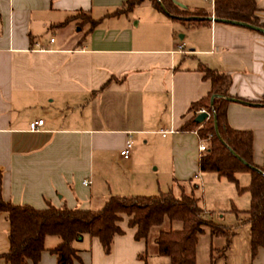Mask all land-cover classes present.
Wrapping results in <instances>:
<instances>
[{
    "label": "crops",
    "instance_id": "crops-1",
    "mask_svg": "<svg viewBox=\"0 0 264 264\" xmlns=\"http://www.w3.org/2000/svg\"><path fill=\"white\" fill-rule=\"evenodd\" d=\"M125 1L0 0V178L5 202L36 210L98 211L112 196L155 191L154 182L160 187L166 173L159 174L158 166L154 178L138 172L135 164L156 137H169L176 158L171 186L190 194L192 186L198 189L194 179L205 173L199 170L197 134L180 129L191 118L192 104L211 90L198 68L230 76L231 98L262 102L263 33L221 22L181 23L148 0L116 14ZM173 1L181 9L214 17V0ZM255 2V16L264 27V0ZM91 21L99 23L91 29ZM141 25L152 34L136 35L133 29ZM226 118L232 129L252 134L253 163L262 167L264 107L230 102ZM36 120L44 125L30 132L29 124ZM160 132L168 133L162 137ZM127 140L132 149L125 160ZM121 218L123 235L114 237L109 255L97 238L83 236L73 243L72 264H150L152 257L155 264H169L155 244L165 224L150 230L156 231L151 251L148 238L136 241L129 218ZM9 230L7 214L0 212V264H9L2 258L10 248ZM222 239L210 235V243L219 247L209 253L208 264L213 253L226 258ZM60 243L59 237L47 236L37 264H58L50 250ZM252 264H264V248Z\"/></svg>",
    "mask_w": 264,
    "mask_h": 264
},
{
    "label": "trees",
    "instance_id": "trees-1",
    "mask_svg": "<svg viewBox=\"0 0 264 264\" xmlns=\"http://www.w3.org/2000/svg\"><path fill=\"white\" fill-rule=\"evenodd\" d=\"M146 0H126L125 8L116 14L131 12ZM158 12H163L170 19L181 23H209L208 14L204 11H189L178 7L173 0H148ZM255 0H214L213 15L218 20L236 21L255 27L259 24L255 13ZM99 22L91 21V29ZM203 79L211 84L209 95L195 104L193 108L204 107L211 117L202 125H197L190 118L180 129L181 132L196 131L199 138L211 135L209 149L200 155L198 165L202 173H215L237 184L238 173L250 174V185L241 190L250 194V208L246 212L250 226V256L255 258L259 249L264 248V165L257 167L253 163V138L248 131L232 129L227 122L226 108L231 98L229 89L230 76L203 66L198 68ZM215 96L211 104V98ZM235 99V98H233ZM235 102L264 107V98L260 103L235 99ZM216 119L218 134L214 127ZM192 192L186 194L183 189L178 197L172 191L157 196L110 197L98 211L56 208L49 206L46 210H36L27 205H14L5 202L1 195L0 178V212L7 214L10 225V248L4 258L9 264H25L30 261L37 264L45 251L44 240L47 236L59 237L61 243L50 250L58 256V264H72L76 258L73 243L88 236L97 238L105 255L111 252L114 237L123 235L118 226L122 215L129 218L128 227L136 229L134 239L146 240L150 230L163 227L155 238L158 255L167 257L169 264H196V246L198 236L203 228L210 230L212 237L229 238L224 227L203 219V210L199 200ZM180 226V227H176ZM143 256H140V258ZM211 263L213 256H210Z\"/></svg>",
    "mask_w": 264,
    "mask_h": 264
},
{
    "label": "rangeland",
    "instance_id": "rangeland-1",
    "mask_svg": "<svg viewBox=\"0 0 264 264\" xmlns=\"http://www.w3.org/2000/svg\"><path fill=\"white\" fill-rule=\"evenodd\" d=\"M210 4H206L205 8H209ZM134 33L140 36H149L151 31L149 27L141 25L134 28ZM182 35V34H181ZM202 108V107H200ZM200 108H193L194 112ZM169 137L162 140L156 137L151 141V145L145 148L136 160V168L140 173H150L157 178L158 172L156 169L159 166V174L166 173V180H162L161 186L155 183L156 190L146 192L143 196H155L159 192L166 193L172 191L173 195L178 197L179 189L174 185L171 186V173L173 163L176 161L172 150L168 143ZM122 167L121 164H118ZM237 184L228 181L225 178H219L215 173H205L200 175L199 180L194 179V184L198 189L193 191L195 198L199 200L200 207L203 210V219L220 227H224L230 237L227 239L222 237L221 243L224 245V254L226 258L213 253L212 264H252L250 256V226L247 223L246 212L250 208V194L247 191H241L250 185V174L247 172L238 173L235 175ZM153 181H156L153 180ZM183 191L188 194V189L182 187ZM165 229L169 222L165 220ZM167 227V228H166ZM156 230V229H155ZM156 231L149 234L148 240L151 251L154 250V235ZM210 230L206 227L205 235L198 241L196 264H208L209 253L218 245L213 241L210 243ZM234 235L233 240L231 237ZM219 238V237H217ZM231 240V242H230ZM212 247V249H210ZM219 247V246H218ZM150 253V252H149ZM150 264H155L152 257Z\"/></svg>",
    "mask_w": 264,
    "mask_h": 264
},
{
    "label": "built area",
    "instance_id": "built-area-1",
    "mask_svg": "<svg viewBox=\"0 0 264 264\" xmlns=\"http://www.w3.org/2000/svg\"><path fill=\"white\" fill-rule=\"evenodd\" d=\"M205 1H211V3L213 2V0H205ZM54 39H51L50 42H53ZM201 113H206L207 114V119L205 121H207L210 117L211 114L208 110H206L204 107L191 112L190 116L191 118H195L196 116H198ZM203 124V123H202ZM201 124V125H202ZM44 125V121L43 120H36L34 122H31L29 124V131L30 132H38L39 129ZM196 134L197 132L194 131ZM168 132H160V134L162 135V137H164ZM198 136V135H197ZM198 150L200 152V154L205 153L208 149H209V142L211 139V135H208L206 138H199L198 136ZM131 149H132V142L130 140H127V142L125 143V148L123 150V159L127 160L130 156L131 153ZM87 183L84 182V185H86Z\"/></svg>",
    "mask_w": 264,
    "mask_h": 264
},
{
    "label": "water",
    "instance_id": "water-1",
    "mask_svg": "<svg viewBox=\"0 0 264 264\" xmlns=\"http://www.w3.org/2000/svg\"><path fill=\"white\" fill-rule=\"evenodd\" d=\"M207 19L210 22H221V23H226V24L237 25V26L245 27V28H248V29H251V30H254V31H257V32H260V33H263L264 34V29L263 28L255 27V26H252V25H249V24H245V23H241V22H236V21H229V20H218V19L214 18L213 16L208 17ZM214 98H215V96H213L211 98V104H212V101H213ZM228 100L230 102H235L236 101L233 98H229ZM206 119H207V114L206 113H201V114H199L198 116H196L194 118V122L197 125H201L202 123L205 122ZM214 127H215V131H216L217 136H219V134H218V127H217V123H216V119L215 118H214Z\"/></svg>",
    "mask_w": 264,
    "mask_h": 264
}]
</instances>
